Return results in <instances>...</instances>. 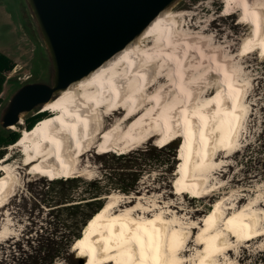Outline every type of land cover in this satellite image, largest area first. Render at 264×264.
<instances>
[{
  "label": "bare ground",
  "instance_id": "bare-ground-1",
  "mask_svg": "<svg viewBox=\"0 0 264 264\" xmlns=\"http://www.w3.org/2000/svg\"><path fill=\"white\" fill-rule=\"evenodd\" d=\"M223 3L225 14L239 11L240 24L247 27L241 41L243 52L259 50L264 55V0ZM178 15L177 11L161 13L137 41L44 103L40 112L49 114L14 143L23 156L22 164L35 174L63 178L76 172L77 160L99 140L97 147L107 153L139 146L151 138L158 144L179 139L182 160L176 168L177 192L205 197L215 190L207 178L221 170L216 146L222 152L228 148L221 159L229 156L243 116L242 83L235 77V65L230 64L240 54L222 50L215 37H200L209 28L179 37ZM187 63L191 66L186 68ZM110 116L116 120L100 136L107 121H113ZM214 122L221 136L213 130ZM1 171L0 208L16 181L6 166ZM119 196L110 195L74 241L72 250L79 263L83 259V264H226L222 259L232 249V237L248 243L264 236V226L252 212L254 206L262 205L261 200L255 204L251 199L241 208L235 204L224 213L223 196L194 226L179 212H166L171 204L160 206L151 200L154 206L149 207L144 197L122 204ZM188 226L190 231L198 227L196 253L189 259L185 256ZM6 237L7 229L0 230V239Z\"/></svg>",
  "mask_w": 264,
  "mask_h": 264
},
{
  "label": "rangeland",
  "instance_id": "rangeland-1",
  "mask_svg": "<svg viewBox=\"0 0 264 264\" xmlns=\"http://www.w3.org/2000/svg\"><path fill=\"white\" fill-rule=\"evenodd\" d=\"M225 10L223 0H182L172 10L180 12V15L175 19L176 33L179 37L186 33H199L203 27L209 28L200 34V37H215L216 44L220 43L219 46L222 50L229 53L230 49L231 54L235 53L233 56H236L237 53L240 54L230 64L235 65L236 72H238L235 77L242 83L243 116L237 130L235 145L229 156L221 159L220 154H228V148L223 149L225 152H222L218 149L220 145L216 146L215 152L219 153L216 157L220 162L221 170L218 169L217 173L207 178L208 184L216 185L217 188L213 190L214 192H208L205 197H192L190 192H185L186 195L183 196L177 192L175 187L176 168L179 159L182 160L179 139L158 144L156 138H151L139 146L133 145L123 151L107 153H101L99 140L88 146L89 150L85 149L87 151L77 160V169L72 173L73 175L70 174L69 177L63 178L58 175L55 178L66 180L77 176L79 181L74 186L60 185L59 183L53 185L50 184V181L54 179L48 175L31 172L28 167L22 164L21 152L14 144H11L2 148L4 154L0 158V167L6 166L16 178L12 192L0 208V230L7 229L8 231V237L0 239V264L5 257H11V255L16 256L17 260L22 259L24 253L29 250L27 240L36 245L37 239L51 235L58 242L60 233L51 234V227L55 223L70 224L71 227H64L63 230V233L68 236L73 235L77 227L82 226V221L76 222L73 208L62 211H58V208L72 207L79 203L81 209H85L86 213H91L97 205H104L109 200V196L115 193L120 195L122 204L129 199H134L136 203L138 197H144L143 200L149 207L154 206L152 201L160 206L171 204V209L166 210L165 208L166 212H179L181 218L194 226H199V223H202L209 210L213 208L215 201L223 196H226L222 206L224 213H228V208L235 204L241 208L251 199L252 201L254 199L253 203L255 204L257 200H261L262 205L254 206L252 212L258 218L259 224L264 226V196L262 194L264 192V166L256 165L255 169L248 171L250 163L245 164L242 156L237 154L248 138H251L252 141H250L253 144L258 145L259 141L253 140L251 131L254 130L257 135L264 128V119L260 113V110L264 108V55L259 50L250 54L243 52L241 41L247 33V27L240 24L242 18L239 11L236 10L234 14H225ZM34 19L26 0H0V51L10 56L16 64L15 68L7 73V80L2 92L4 101L0 105V119L3 112L1 107L9 102L20 85L27 82H46L48 84L51 82V65L48 64L45 69L43 68L45 64L42 65L39 61L38 52L40 48H43V44ZM231 43L232 47L228 48L227 45ZM187 66L189 67L191 64L187 63L186 68ZM202 67L204 73L208 74L209 70L206 71L204 65ZM260 87L261 90H259ZM40 108L41 106H37L29 112L13 130L20 132L21 136L24 130H27L25 126L28 117L34 115L45 117L49 114V111L40 112ZM115 120V118L113 121L108 120L106 127L98 132L99 135L103 136L106 129ZM214 129L218 136H221L216 122H214ZM4 132L0 121V134H4ZM215 143L219 144V140H216ZM97 145L99 146L97 147ZM124 152L125 154L130 153V155L123 159L112 156V154L117 156ZM86 166H89L88 172L84 171ZM80 170L82 171L80 172ZM60 191H64L67 195V198L62 201ZM243 194L245 198L240 200ZM95 195L99 197L93 198ZM51 198L57 201L55 202ZM87 203L93 204L87 206ZM179 208L180 210H178ZM191 216L192 218H190ZM189 226L185 228L188 237L185 256L188 259L196 253L195 239L198 231V227L190 231ZM237 238L235 236L230 239L232 249L226 255V260L222 259L224 263L264 264V236L248 243L237 241ZM72 249L73 245L66 252L59 242L55 243L45 255L42 253L38 257L36 264H48L51 261H53L52 264H83V259L79 263ZM60 252L63 254L56 257V254H60ZM222 260L220 262H223Z\"/></svg>",
  "mask_w": 264,
  "mask_h": 264
},
{
  "label": "water",
  "instance_id": "water-1",
  "mask_svg": "<svg viewBox=\"0 0 264 264\" xmlns=\"http://www.w3.org/2000/svg\"><path fill=\"white\" fill-rule=\"evenodd\" d=\"M181 1L26 0L42 39L39 61L45 69L51 65V82L20 85L1 107L3 130H13L34 108L95 72Z\"/></svg>",
  "mask_w": 264,
  "mask_h": 264
},
{
  "label": "trees",
  "instance_id": "trees-1",
  "mask_svg": "<svg viewBox=\"0 0 264 264\" xmlns=\"http://www.w3.org/2000/svg\"><path fill=\"white\" fill-rule=\"evenodd\" d=\"M15 62L14 60L8 56L7 54L3 53L2 51H0V105L3 103L4 99L2 98L1 94L3 92L4 89V83L7 80V73L12 71L15 68ZM262 88L260 87L259 90H261ZM262 117L264 119V108L262 110H260ZM46 116V115H45ZM43 115H34V116H30L26 119V129H31L38 121H40L41 119H43ZM251 132L253 135V140L259 141L258 145H255V143L253 144V142H251V138H248V140L246 141V143H244V145L242 146V148L237 151V154L242 156L243 158V162H245V164L250 163V167L248 168V171H251L252 169L256 168V165L259 166H264V128H262V130L260 132L255 133L254 130H252ZM20 137V132H16L14 130H10V131H5L4 134H0V158H2L3 154H4V150L2 148L10 146L11 144H14L18 141ZM251 140V141H250ZM258 147V148H257ZM263 147V148H262ZM130 155V153H124V154H119V155H114L112 154V156L114 158H118V159H123V158H127ZM77 181H79V177L74 176L71 178H68L66 180H58V179H54L50 181V184H56L59 183L60 185H76ZM126 191V190H125ZM61 195L60 199L61 201L64 198H67V195H65L64 191H60L59 192ZM95 197H99L98 195L93 196V198ZM52 200H54L55 202L57 200H55L54 198H51ZM92 202V201H91ZM93 203H87V206L92 205ZM79 203L75 204L72 207H67V208H58V211H62L65 209H74V215L75 218L77 219L76 222L78 223L79 221H82V226L77 227V230L74 232L73 235L68 236L66 234L63 233V230L65 229L64 227H71V225H65V224H54L51 227V234L56 235L58 232L59 234V245L63 248L64 251L68 252L69 248L73 245L74 241L76 238L81 236V231L83 230L84 226L86 225V223L88 222V220L98 211L102 208V204L97 205L92 211L91 213H86L85 209H81L79 207ZM81 219V220H78ZM54 236L51 235H46V236H42L40 239H37V244L34 245V243H32V241L27 240V243L29 245V250L26 251V253H24L23 258L20 260H17L16 256L11 255V257H5L4 260L2 261V264H36V260L39 259L38 257L43 253L45 255L46 252H48L51 247L55 244L58 243ZM61 254H63V252H60V254H56V257H59ZM53 261H51L48 264H52Z\"/></svg>",
  "mask_w": 264,
  "mask_h": 264
},
{
  "label": "crops",
  "instance_id": "crops-1",
  "mask_svg": "<svg viewBox=\"0 0 264 264\" xmlns=\"http://www.w3.org/2000/svg\"><path fill=\"white\" fill-rule=\"evenodd\" d=\"M5 84V83H4ZM1 96H2V94H1Z\"/></svg>",
  "mask_w": 264,
  "mask_h": 264
}]
</instances>
